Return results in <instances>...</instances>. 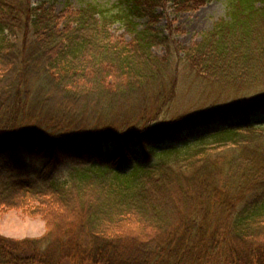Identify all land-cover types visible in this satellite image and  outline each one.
Returning a JSON list of instances; mask_svg holds the SVG:
<instances>
[{
    "label": "trees",
    "instance_id": "obj_1",
    "mask_svg": "<svg viewBox=\"0 0 264 264\" xmlns=\"http://www.w3.org/2000/svg\"><path fill=\"white\" fill-rule=\"evenodd\" d=\"M190 1L202 2L93 3L63 17L53 0H0V213L48 227L0 235V264H264V119L250 118L264 98L221 97L264 86V0H229L184 47L171 21L154 27L171 2ZM189 93L196 109L160 122ZM25 153L45 167L26 171Z\"/></svg>",
    "mask_w": 264,
    "mask_h": 264
},
{
    "label": "rangeland",
    "instance_id": "obj_2",
    "mask_svg": "<svg viewBox=\"0 0 264 264\" xmlns=\"http://www.w3.org/2000/svg\"><path fill=\"white\" fill-rule=\"evenodd\" d=\"M201 1L202 2L190 1L191 3H184L183 5H181V7H177L175 2H171L169 4L170 8L168 12L162 16L160 22L154 28H156L158 31H166L167 22L169 20L172 22V24H169L168 26H172V28L175 29V33L178 34L177 37L178 41L182 46L185 47L191 45L192 43H196L197 41L200 40L202 34L212 30L214 24L219 19L226 17L227 8L229 4V0H210L208 2L203 0ZM120 2L121 0H53V4H54L53 9L56 14H59L64 17L67 16L72 11H76L83 6L93 3L101 7H108L111 10L120 11L125 8V4L123 3L120 4ZM166 15H168V17ZM140 22L143 24L141 28H144L146 20H141ZM112 32L117 37L122 36L126 40H129L131 38V34L127 33L124 29H122L118 25H115L113 27ZM153 51L155 55L159 57L166 56L165 49L154 48ZM1 80L2 79H0V81ZM190 88L191 86L189 85L188 90ZM183 92H184V87L182 86L180 90V94H182ZM193 93L187 94L188 97L184 95L180 96L179 94L175 98V100L173 101L167 112L161 116L160 122L169 124L180 115H184L185 113L188 112L192 113L196 109L195 107H193L192 103H189L190 100L193 98L192 95ZM230 96L232 98H238L239 101H237L236 103L242 102L240 103V106H242L241 104H244L246 102L248 97L251 98L252 100H249L247 102L253 103L261 98H264V86L258 89H252L248 93H243L239 95H233L230 92H225L221 95V97L224 100ZM234 103L232 101L231 104H233L234 106L236 105L239 106V104L236 103L234 104ZM54 104L56 106V101L54 102ZM23 114L24 113H21L20 115ZM250 118H252L253 121L264 119V110H260L257 113L251 111ZM236 120H238V117H236V115H233L232 118H228V119L223 118L218 123H220V126H223L234 123ZM188 133L189 132L187 131L184 132L183 134L187 135ZM177 134H175V136H177ZM172 141L170 140L167 144L168 145L171 144ZM130 144H132V146H138V144L139 146L143 145L142 142H138V141H134V142L132 141ZM20 156L23 162L28 163V167L26 171H28V168L41 169L43 166L45 167L46 165V160L39 159L37 155H33L31 157L29 153H25ZM66 156L64 158L65 160L71 162L74 161L73 164L77 165L78 167L81 165H78L76 162L90 163L91 160L93 161V159H90L89 161V158H87V156H84L82 158L77 155H70V154H66ZM9 158H10V152H2V153L0 152V164L2 162L4 163L8 162ZM71 162H67V163H71ZM95 187L96 186H91L93 191H90V194L93 198L96 199L100 196L99 194H101L102 191H100L99 188H98L99 191L96 190ZM65 218L66 220H68V215ZM50 219L57 220V218L53 216L51 218H48L47 220L50 221ZM47 231H48V227H47L46 219L40 218L39 216H32V215L27 216L22 214L19 210L13 208L4 209L0 213V235L9 240L23 241L27 239H37L45 235ZM78 252H79L78 249L76 248L72 249V253H71L72 259L76 258ZM70 262L71 261L69 260V262L65 264H75L73 260H72L73 263Z\"/></svg>",
    "mask_w": 264,
    "mask_h": 264
}]
</instances>
